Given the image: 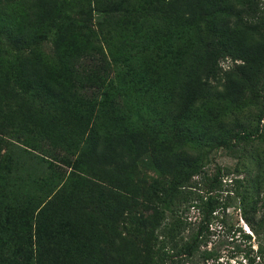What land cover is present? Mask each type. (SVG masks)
I'll return each mask as SVG.
<instances>
[{
    "label": "trees",
    "instance_id": "16d2710c",
    "mask_svg": "<svg viewBox=\"0 0 264 264\" xmlns=\"http://www.w3.org/2000/svg\"><path fill=\"white\" fill-rule=\"evenodd\" d=\"M144 2L0 0V39L22 50L3 56L0 42V264L114 263L125 243L143 264L154 243L211 257L199 243L226 204L183 190L210 148L235 162L208 188L231 175L241 238L256 240L236 250L264 262V131L237 119L263 67L264 18L242 15L243 0ZM44 30L51 54L26 49ZM225 55L242 62L218 78ZM191 201L201 216L182 237Z\"/></svg>",
    "mask_w": 264,
    "mask_h": 264
},
{
    "label": "rangeland",
    "instance_id": "374dc122",
    "mask_svg": "<svg viewBox=\"0 0 264 264\" xmlns=\"http://www.w3.org/2000/svg\"><path fill=\"white\" fill-rule=\"evenodd\" d=\"M114 1V0H112ZM248 3L247 7H244ZM145 4L144 0H122V6H143ZM243 13L250 12L254 15H257L258 18H264V0H243ZM234 7H237L235 2L230 3ZM77 9L74 3H66L63 7V11H67L69 13L74 12ZM240 10L239 8L234 9ZM241 11V10H240ZM233 14V13H232ZM228 15L229 21L234 20L236 17L234 15ZM105 29L104 36L107 37ZM43 39L36 45H31L26 49L31 50L35 53H42L45 55L51 54V41L50 37H52L51 31H46L42 33ZM263 36V35H262ZM3 40L0 39V42ZM3 43V42H2ZM95 47L100 44L99 42H95ZM67 46V45H66ZM64 47L63 51L68 49V47ZM5 51L2 53L3 56H14L18 54L15 50V47L11 45L2 44L1 47ZM260 50L263 52V67L258 75V83L255 88L251 91L246 92V96L243 100V106L239 111H237V119L239 121H243L246 117H249L252 121L250 126H254L257 117H260V120L257 124L259 130L264 131V37L260 39ZM24 51V50H23ZM241 60L235 59L231 55H225L218 59L217 64L219 67L218 78L223 76V72L226 70H230L235 67L237 64H241ZM222 106H225L227 103H220ZM229 120V118H228ZM255 147V144L249 143L245 146V149L242 150V156H245L249 151ZM246 160V159H245ZM196 166L198 170L195 174L191 175L190 179L186 184L191 185V187H185L183 190L190 189L193 193H197L198 195L206 196L208 194L213 195L216 198V204L222 206L226 204L224 209L217 208L212 214L217 216L212 218L210 224L208 225V231L206 233V237L204 241L199 243V250H208L212 253L211 257H207L205 259L198 256V252L195 253L191 257L185 256L183 254L171 255L172 250H168L167 246H165L162 250L166 252L168 250L167 256L161 255V250L159 249V243H154L153 246L149 248L150 260L147 264H247V260L243 257L241 251L236 250V246L242 248L244 245L250 243V247L254 250L256 247V240L251 235L249 239L241 238L242 232H249L245 223L240 218V212L238 209V201L237 198L230 192L225 189L229 188V185L225 182L229 181L231 175L223 176L221 179V185H218L214 190L210 191L208 186L212 182L216 167L219 168H231L234 165L235 159L231 158L229 154L222 149L219 148H210L208 149V153L202 156L201 158H197ZM192 166V164H189ZM147 175H153V172L150 170H146ZM184 192L177 194L178 197H182ZM193 206H188L184 211L183 216L186 219L185 224L183 225V229L181 231L182 237H188L195 230L199 218L201 216L200 209L195 206V201H191ZM168 217V216H166ZM166 217L164 221L166 220ZM125 230L128 228L127 225H122ZM123 227L120 226L121 231H125ZM129 231H132L128 228ZM133 237V235H131ZM160 238V236H158ZM79 242L71 248L72 251L77 250L79 246ZM87 250V249H86ZM141 252V251H140ZM132 243H125L119 252V259H115L113 257L114 263H110L109 261L97 260L95 264H143L140 262L139 257L135 258L133 254ZM196 254V255H195ZM257 259H255L256 261ZM76 264V263H75ZM264 264V262L262 263Z\"/></svg>",
    "mask_w": 264,
    "mask_h": 264
}]
</instances>
